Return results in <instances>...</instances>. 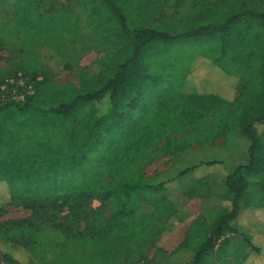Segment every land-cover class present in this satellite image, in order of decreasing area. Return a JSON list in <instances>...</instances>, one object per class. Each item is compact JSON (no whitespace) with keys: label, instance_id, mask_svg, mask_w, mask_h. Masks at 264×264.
Here are the masks:
<instances>
[{"label":"trees","instance_id":"trees-1","mask_svg":"<svg viewBox=\"0 0 264 264\" xmlns=\"http://www.w3.org/2000/svg\"><path fill=\"white\" fill-rule=\"evenodd\" d=\"M158 1L162 0H79L81 10L91 9L94 31L119 49L121 62L113 64L116 69L100 81L90 78L85 92L73 89L67 100L60 98L55 82L42 79L37 81V94L24 105L0 106V110L29 111L12 127L0 122V187L6 184L10 201L20 199L36 220L51 222L63 213V221L55 226L66 244H95L101 264L141 263L144 236L155 221H161L159 228H163V218L173 206L162 193L168 183L151 185L144 167L230 132L251 140L250 163L233 171L221 161L187 169L209 168L225 177L226 191L219 198L226 205L208 220L194 221L182 247L192 250L191 264H202L226 235L241 233L236 221L245 212L254 218L264 216V152L260 151L264 145V0L253 5L250 0L222 2L218 11L201 21H169L164 26L152 19L151 9ZM33 6L18 8L11 24L0 31V39L13 29L32 31L59 50L66 45L64 35L82 37L78 16L73 31H61L48 28ZM184 42L211 43L206 56L226 73L228 62L256 61L236 103L213 93L180 94V84L158 92L165 91L164 70L173 63L160 62L156 73L150 60ZM185 78L187 72L182 73V84ZM164 97L169 98L166 106ZM86 106L89 110L83 112ZM210 116L215 119L207 120ZM253 187L252 197L246 200ZM0 190L5 191V186ZM91 199L106 202L109 215L102 207L92 208ZM150 201L153 210L148 212L144 204ZM4 213L0 210V216ZM84 217L88 218L85 229L75 231ZM18 226H0V237L13 238ZM245 242L250 247L245 264L250 256L252 260L264 257V250L252 239ZM4 258L16 263L10 253H4Z\"/></svg>","mask_w":264,"mask_h":264},{"label":"rangeland","instance_id":"rangeland-1","mask_svg":"<svg viewBox=\"0 0 264 264\" xmlns=\"http://www.w3.org/2000/svg\"><path fill=\"white\" fill-rule=\"evenodd\" d=\"M227 1L232 4L237 2V0H162L152 6V19L154 23L162 26L170 23L169 21L175 23L190 19L201 21L211 16L214 11H218L221 3ZM250 2L253 5L258 0ZM31 3L34 4L32 9H37V13L45 19L48 28L73 31L78 16L77 24L82 37L69 38L64 35L66 45L58 50L44 43L43 35L13 29L10 36L0 39V82L15 71L25 72L30 77L39 74L40 80L55 82L60 87V98L67 100L73 89L85 92L90 85V78L100 81L116 69L113 64L121 62L119 49L107 42L105 35L94 31L89 16L91 9L81 10L78 7L79 0H0V31L5 25L11 24L18 8ZM34 44L35 46L29 50L26 49L27 46ZM211 49V43L184 42L166 48L160 52V58L153 56L150 60L153 72H160V62L163 63L164 60H172L173 63L164 70L167 77L164 82L165 91L158 92L163 94L180 84V94L196 91L213 93L221 95L229 103H236L245 79L254 72L251 67L256 61L247 59L237 63L228 62L230 72L226 73L213 66L212 60L206 56ZM183 72H187V78L182 84L180 79ZM171 85L173 86L170 87ZM168 100V97L163 98V106L168 105ZM81 110L86 112L89 108L86 106ZM28 114L29 111L9 107L0 110V122L12 127ZM213 119L215 116H210L207 120ZM250 146L249 138L237 132H230L212 142L197 143L187 151L157 158L144 167V174L151 185L168 183V188H164L162 193L168 195L173 203L167 204L173 206L163 218L165 221L163 228H159L161 221H155L151 231L144 236L145 259L141 264L192 263L194 256L192 250L182 247L187 228L196 220H208L226 205L219 198V195L226 191V179L209 168L201 167L198 170L186 171L201 162L209 161H221L233 171L241 165L250 163ZM260 151L264 152V145ZM4 186L5 191L0 190V210L5 212L0 216L2 228L19 225L12 235H61L55 224L63 221V213H59L58 218L51 222L36 220L35 213L24 208L20 199L10 201V189L6 184ZM254 191V187L249 190L246 200L252 197ZM151 202L144 204L148 212L153 210ZM89 203L94 209L102 207L106 215H109L106 202L91 199ZM251 217L246 213L237 220L236 224L241 233L226 235L215 250L204 258L202 264H245L250 249L245 242L247 239H252L253 242L260 240L264 247V216L256 220L253 218L251 220ZM87 219L84 217L74 230L83 231ZM6 252L10 253L9 249ZM97 253L95 244L91 249L88 245L77 246L72 252L71 261L76 264H101ZM20 257L24 259L21 253ZM259 261V264H264V257Z\"/></svg>","mask_w":264,"mask_h":264},{"label":"crops","instance_id":"crops-1","mask_svg":"<svg viewBox=\"0 0 264 264\" xmlns=\"http://www.w3.org/2000/svg\"><path fill=\"white\" fill-rule=\"evenodd\" d=\"M252 218L256 220L254 217H251V220ZM191 225L192 224H190V226ZM190 226H188L187 231ZM257 241L255 240L254 244L264 250L261 246V241ZM76 246L77 245L71 243L66 244L63 235H14L11 239L0 237V264H76L71 261L72 252ZM88 247H90V249L94 248V244L88 243ZM8 249L15 258L16 263H10L4 258V253H6ZM262 252L264 255V251ZM20 253L24 259L20 257ZM257 255L259 254L257 253ZM250 258L252 257L250 256ZM250 258L247 264L260 263L258 259L254 260L255 258H253L252 260Z\"/></svg>","mask_w":264,"mask_h":264},{"label":"built area","instance_id":"built-area-1","mask_svg":"<svg viewBox=\"0 0 264 264\" xmlns=\"http://www.w3.org/2000/svg\"><path fill=\"white\" fill-rule=\"evenodd\" d=\"M39 80L37 78V81ZM37 81L21 71L10 75L0 82V103L24 105L36 95Z\"/></svg>","mask_w":264,"mask_h":264}]
</instances>
